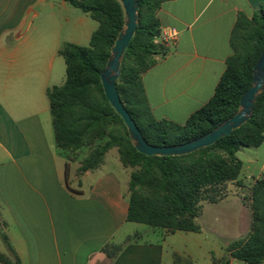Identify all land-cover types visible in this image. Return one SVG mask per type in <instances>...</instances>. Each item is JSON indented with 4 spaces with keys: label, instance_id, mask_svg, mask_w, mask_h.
<instances>
[{
    "label": "crops",
    "instance_id": "obj_1",
    "mask_svg": "<svg viewBox=\"0 0 264 264\" xmlns=\"http://www.w3.org/2000/svg\"><path fill=\"white\" fill-rule=\"evenodd\" d=\"M70 8L67 0H0V224L21 264H226L228 245L250 233L251 213L237 183L229 184L234 188L223 200L203 204L198 232L162 231L160 241L130 235L121 241L118 236L131 224V170L118 153L109 157L112 149L98 169L80 173L92 147L72 152L77 161L58 147L46 91L63 79L59 50L72 24ZM261 9L264 0L163 3L157 13L161 29L175 30L177 38L143 75L155 119L183 125L209 102L233 53L230 38L238 16L251 18ZM88 17L82 13L75 25ZM229 198L238 230L230 240L229 224L218 213L210 215L217 216L212 227L203 226L208 206ZM218 243L223 253L214 248ZM109 245L120 246L114 257L103 250ZM0 253H6L1 239ZM200 256L204 263L196 262Z\"/></svg>",
    "mask_w": 264,
    "mask_h": 264
},
{
    "label": "trees",
    "instance_id": "obj_2",
    "mask_svg": "<svg viewBox=\"0 0 264 264\" xmlns=\"http://www.w3.org/2000/svg\"><path fill=\"white\" fill-rule=\"evenodd\" d=\"M137 1V30L124 52L116 82L120 99L150 145L174 146L195 140L239 111L241 96L251 87L254 68L264 51V9L251 18L238 16L230 38L233 53L213 97L180 125L155 119L143 84V75L169 53L168 46L158 41L162 29L157 13L170 0ZM67 2L99 26L91 34L88 46L66 42L59 50L66 66V79L62 85L46 91L58 147L71 152L92 147L81 162L80 173L98 169L107 152L116 149L123 167L131 170L127 221L167 233L198 232L203 204L223 200L228 195V184L237 183L243 188L241 196L251 213L250 233L228 245L226 264L231 260L263 264L264 173L250 187L244 185L239 180L243 162L237 153L264 142V91L249 120L213 145L182 156L142 154L130 140L122 118L106 99L101 82V74L124 27L122 3ZM0 239L6 249V253H0V263L21 264L1 224ZM103 250L114 257L120 246L109 245Z\"/></svg>",
    "mask_w": 264,
    "mask_h": 264
},
{
    "label": "water",
    "instance_id": "obj_3",
    "mask_svg": "<svg viewBox=\"0 0 264 264\" xmlns=\"http://www.w3.org/2000/svg\"><path fill=\"white\" fill-rule=\"evenodd\" d=\"M122 3L125 21L113 48L111 56L101 74V82L105 97L113 109L122 118L130 140L136 150L147 156L173 157L193 153L205 147L213 145L219 139L229 136L234 130L245 124L251 117L255 102L264 91V51L262 52L253 73L251 87L243 93L240 99L239 111L221 125L187 143L174 146H153L147 143L138 125L129 112L125 109L116 88V82L120 75V67L124 52L132 39L138 25L137 0H119Z\"/></svg>",
    "mask_w": 264,
    "mask_h": 264
},
{
    "label": "rangeland",
    "instance_id": "obj_4",
    "mask_svg": "<svg viewBox=\"0 0 264 264\" xmlns=\"http://www.w3.org/2000/svg\"><path fill=\"white\" fill-rule=\"evenodd\" d=\"M82 12L76 8L72 9L70 8L68 10V16L71 19L72 24H70L66 28L65 32V38L66 41L69 42L70 40H74L78 45L81 46H88L90 42V35L93 31H95L99 24L97 21H94L90 17H88V20L83 25H75V19L78 17H81ZM74 24V25H73ZM64 63V62H62ZM64 72H63V79L60 80L57 84L58 86L62 85L65 82L66 79V71H65V64H63ZM117 150L113 149L110 152L109 157L116 156ZM69 159L77 161L79 159V156H75V154H72V152L69 154ZM238 158L243 162V169L240 175V179L247 187L250 186V184L253 182L254 177L262 176L261 173L262 167L264 165V142L259 147H244L237 153ZM81 166V163H80ZM127 171H130L127 169ZM227 193H231L234 187L228 186ZM244 193H247V190L245 189ZM233 198H229L226 201L214 205V206H208V218L204 220V222L208 223L207 225H203L204 229L210 228L213 226V223L215 222V217L217 216H210L214 215L215 213H218L219 216H221V220L228 222V228L226 231V237L228 240L232 238L238 233V230L236 229V220H235V212L237 211L236 206L232 204ZM222 228V227H221ZM224 229V228H222ZM163 230L160 229H152L146 225L143 224H137V223H131L128 226L125 227V229L120 233L118 236V239L123 241L126 236L130 235L132 237L138 236L140 240L143 241H160L162 239L161 233ZM223 243V240L222 242ZM215 244L216 251L218 254L224 251L221 249L220 244ZM180 246V245H179ZM2 252H5L4 248L2 247ZM202 257L204 256L203 252H199ZM200 256V257H201ZM200 258L198 261L199 263H204V259ZM239 264H246L244 262H237Z\"/></svg>",
    "mask_w": 264,
    "mask_h": 264
},
{
    "label": "built area",
    "instance_id": "obj_5",
    "mask_svg": "<svg viewBox=\"0 0 264 264\" xmlns=\"http://www.w3.org/2000/svg\"><path fill=\"white\" fill-rule=\"evenodd\" d=\"M176 38H177V32L175 30L162 31L161 36L158 39V41L167 45L168 43L175 41Z\"/></svg>",
    "mask_w": 264,
    "mask_h": 264
}]
</instances>
